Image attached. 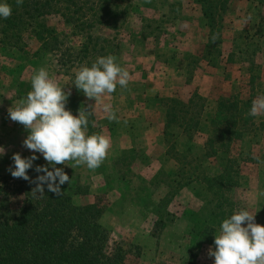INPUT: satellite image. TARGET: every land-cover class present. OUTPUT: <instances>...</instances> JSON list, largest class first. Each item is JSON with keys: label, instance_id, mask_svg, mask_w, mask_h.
Segmentation results:
<instances>
[{"label": "rangeland", "instance_id": "374dc122", "mask_svg": "<svg viewBox=\"0 0 264 264\" xmlns=\"http://www.w3.org/2000/svg\"><path fill=\"white\" fill-rule=\"evenodd\" d=\"M249 1L229 0L220 34L221 51L217 53L213 50L210 56H207L205 46L207 37L203 36L202 30L196 32L199 38L193 42L191 53L188 52L190 42L184 43V37H191L193 27L191 24H186L184 19L182 20L185 17L182 16L191 15L192 11L196 10V5L199 8L198 0H125L124 2L129 4V12L113 33L112 30L104 33L109 36L105 50L102 54L90 53L83 59L79 58L77 51L85 36L80 33L65 32V29L69 28L56 14L47 15L46 20L48 23H55L65 33L60 34L61 45L58 49L46 51L35 63L31 59L24 60L23 56L29 57L36 46L31 37L30 26L23 32V43L26 47L24 49L29 52H23L18 48L20 46H13L10 49L14 51V57L8 56L3 50V47L9 46L3 34L5 23L4 19L0 18V147L5 149V154L0 155V174L11 175L8 169L10 166L14 167L12 160L14 153L19 152L23 157L34 154L23 146V141L29 132L23 125L9 118L8 109L26 98L27 93L31 91V77L41 67L46 68L50 77L54 78L66 92L70 91L72 95H76L71 100L72 112L75 113L79 105L82 109L93 105L94 112L89 116L91 134L101 133L106 136L110 135V128H114L117 122L106 118L107 114L103 111L104 104L112 105L119 121L130 123V115L142 111L140 109L147 103L146 110L156 113L155 118L152 114L151 119L156 122L162 120L163 129L165 120L163 99L176 96L187 101L195 92L206 99L204 92L198 91L197 81L199 76L210 69V66L217 67L218 72L214 77L216 80L226 82L229 79L230 85L225 84V89L219 95L240 93L244 97L250 96L252 101L258 95H264V5L251 7ZM202 27L205 28L204 22ZM99 28L95 30L100 32ZM104 29L108 28H102L103 31ZM107 55L115 56L117 63L128 70L130 81L127 88L117 86L115 92L110 95L105 94L100 101L95 102L94 98H87L76 88L75 73L82 66H91L98 57ZM142 83L145 85L147 83L148 88L142 89L144 85ZM141 101L146 102L141 103ZM126 115H129L128 118H124ZM262 117L256 118L259 123L261 122L259 134L252 141L249 133L244 141L251 139L252 155L264 161V119L260 120ZM196 140L201 143L202 137L198 136ZM183 145L179 144L178 147L182 149ZM164 146H166L165 140ZM241 147L240 149L246 150V146ZM238 149L239 146L235 148L236 151H240ZM243 150L241 151L244 152ZM123 151L126 155L124 160L119 162L120 173L126 174L124 179L132 181V186H141L145 183L142 181L143 176L135 172L136 167L133 169L129 165L130 161L132 164L136 162L135 160L140 162L139 158L143 162L141 156L147 158L148 154L143 152L139 156L137 152L136 155L129 147L120 153ZM37 154L39 153H35ZM162 160H171V162L165 163L167 166L162 167L153 178L154 184L150 187L152 191L148 196V203L137 205L129 200V198L133 200V196H130L132 193L120 188L117 184L119 181L114 182V185L125 191L123 194L125 199H122V194L119 196L116 188H114L115 192L99 191L98 185L101 179L95 178L86 165L76 168L65 165L68 175L78 178L82 184L83 194L77 198L78 201L97 199L99 203H104L106 209L100 216V221L111 228L114 237L140 245L141 264L187 262L191 222L183 216L188 206L197 208L200 204L199 198L193 195L192 190L182 189L178 193L180 188L176 189L177 187L174 195H169L167 200H163L165 195H162L170 189L169 182L172 179L168 167L174 165L172 160L175 159L169 158L165 153L164 156L162 155ZM213 163L214 161L208 163V160L203 162L208 166H212ZM244 163L245 161L241 164L242 172L247 178L250 175L252 180L249 185H240L233 192L236 212L249 210L254 214L259 210L256 205L259 192L256 188L254 166L244 167ZM257 219L255 216L256 223L261 224ZM260 219L262 220V217ZM262 223L264 224V219ZM214 241L197 249L196 264H214V256H209V249L215 247Z\"/></svg>", "mask_w": 264, "mask_h": 264}, {"label": "trees", "instance_id": "16d2710c", "mask_svg": "<svg viewBox=\"0 0 264 264\" xmlns=\"http://www.w3.org/2000/svg\"><path fill=\"white\" fill-rule=\"evenodd\" d=\"M124 1L23 0V4L17 6L16 0H8L13 11L9 18L4 19L3 34L9 46L3 47V50L11 57L15 54L10 49L13 46H20L19 49L28 53L24 49L23 32L30 26L36 46L29 57L23 56L24 60L31 59L35 63L46 51L58 49L60 34L65 33L55 23L46 20L47 15L56 14L69 28L65 32L85 36L77 51L80 59L90 53L102 54L109 39L104 33L111 30L113 33L129 12V4ZM256 1L264 5V0ZM198 2L201 18L207 27V56L213 50L220 53V34L229 0ZM39 17L43 19L38 20ZM97 27H100V32L95 30ZM102 28L108 29L103 31ZM251 103L250 96L244 97L240 93L219 95L211 107L197 92L187 101L176 96L163 99L165 120L162 133L166 153L178 163L176 170L170 173V189L163 200L174 195L176 187L178 189L190 183L194 195L200 200L197 208L188 207L184 212V217L192 226L189 257L186 263L179 264H196L197 249L211 244L219 233L222 221L236 212L233 192L246 182L241 164L257 159L251 153L250 141L259 134L261 122L248 115ZM172 127L176 129L171 130ZM88 128L91 129V126L88 125ZM249 133L252 138L244 141ZM198 136L202 137L201 143L196 140ZM179 144H184V147L180 149ZM238 146L239 149L246 146V150L236 151ZM125 155L123 151L112 158V166L103 162L96 169L104 176V184L99 191L115 192L116 188L119 196L123 195L125 191L114 185L119 181L120 188L132 193L131 202L147 204L153 178L143 179L145 183L141 186H132V181L125 180L126 174L120 173L118 167ZM37 157L28 170L33 180L43 174L37 173L35 167L48 164L42 154H37ZM207 160L208 163L214 161L213 165H204ZM48 167L51 170L52 166ZM56 167L63 168L68 174L65 165ZM69 177L71 183L61 185L62 196L49 192L45 184V193L40 197L32 194L35 183L0 174V264H141L140 245L114 237L111 228L99 219L106 205L97 199L79 202L77 198L83 194L82 184L78 178ZM122 197L125 199V195Z\"/></svg>", "mask_w": 264, "mask_h": 264}, {"label": "clouds", "instance_id": "9594fccd", "mask_svg": "<svg viewBox=\"0 0 264 264\" xmlns=\"http://www.w3.org/2000/svg\"><path fill=\"white\" fill-rule=\"evenodd\" d=\"M16 4L21 6L23 0H16ZM12 11L8 0H0V18H9ZM129 81L128 70L117 63L115 56L107 55L98 57L91 66H82L75 73L74 84L87 98H94L97 102L105 94L115 92L117 86L127 88ZM70 94L50 77L46 68L41 67L31 77V91L26 98L8 109L9 118L29 132L23 146L34 153L30 157L14 153V167L10 166L8 170L13 178L36 184L32 189L33 196L42 197L45 184L49 192L62 196L61 185L71 181L63 168L56 165H70L73 168L86 165L88 169L96 170L107 159L111 148L110 137L88 133L93 105H88L87 109L81 108L79 114L74 115L66 108ZM103 111L109 121L119 122L111 104H104ZM248 115L264 116V95L253 99ZM37 152L43 155L48 164L35 167L37 173L43 174L33 180L28 170L38 159L35 155ZM4 154L5 149L0 147V155ZM48 165L52 166L51 170ZM255 214L240 210L222 221L219 233L215 235V247L209 249V256L215 258L214 264H264V225L256 223Z\"/></svg>", "mask_w": 264, "mask_h": 264}, {"label": "crops", "instance_id": "0c3cea01", "mask_svg": "<svg viewBox=\"0 0 264 264\" xmlns=\"http://www.w3.org/2000/svg\"><path fill=\"white\" fill-rule=\"evenodd\" d=\"M187 3V2H186ZM193 4V2H191ZM249 3L251 4V7H256L262 6L260 5L256 0H250ZM196 10L192 11L193 13L191 15H184L182 17V20L187 24H191V27H193V32L191 37H184V43L188 44V51L189 53L192 52V46L194 45L193 42L197 40L196 32L201 31L204 32L205 38L207 37L206 35V28H203V21L201 22V10L200 7L198 8L196 5ZM187 17V18H186ZM180 21V19H179ZM203 38V37H202ZM188 42V43H187ZM187 47V46H186ZM208 72V73H207ZM206 73H203L202 76H199L197 85H198V91L204 92L203 94L206 97V104H209L210 107L215 103L217 98L219 97V94L225 89V84H229V79L224 82H220L219 80H216L215 74L218 72L217 67L215 66H210V69ZM144 84V85H143ZM142 89H147V83H142ZM76 97V95L70 94L68 97V102L66 104V108L69 110H72V105H71V100ZM145 99V97H144ZM144 103L146 101H141V103ZM147 104V103H145ZM144 104V107L139 111V113H133L130 115V123H125L123 121H119L116 123L114 128H110L109 133L110 135L108 137L111 138V148L109 150L107 159L104 161L108 166H112V158L116 157L122 150H125L126 148H131L133 153L138 152V155L141 156L143 152H146L148 154L147 158H144L141 156L143 159L141 162V159L139 158L140 162H137L135 160V163H131L130 161V167L134 169L136 167L135 172L137 174H141L144 179L150 180L154 178L159 170L162 167H166L171 160H162V155L166 153V146H164V139H163V133H162V120H158V122L154 121L151 119L152 114L155 118V112L153 111L152 113L147 111ZM142 106H140L141 108ZM81 107L79 105L78 108H76L75 113L72 112L74 115H78ZM129 115H126L124 118H128ZM153 118V117H152ZM257 117H255L256 119ZM264 119V116L260 119L262 121ZM258 122V120L256 119ZM88 133L91 134V130L88 128ZM142 148V150L140 149ZM264 160V159H263ZM138 163V164H137ZM167 163V164H165ZM172 163L174 164L171 167H168L169 173L173 172L177 168V161L172 160ZM247 166H254V172H255V180H256V188L259 192L258 198H257V206L259 210L255 212V216H257V220H260L261 224L264 225L263 219H264V161L261 159L257 158L255 160H246L244 163V167ZM89 171L94 175L95 178H100L101 182L99 183L98 187L104 184V176L102 173L97 172L96 170H90ZM249 178H245L244 180L246 181L242 186L244 185H249L251 182L250 175H248ZM182 189H188L189 191H193L194 195V190L192 188V183L186 184L185 186H182L179 189V192H181ZM99 190V188H98ZM168 191V190H167ZM163 194L162 196H164ZM188 206V205H186ZM189 207V206H188ZM187 207V208H188ZM195 208V207H191ZM184 217V216H183ZM262 217V220L260 219ZM189 221V220H188ZM192 226V223H191Z\"/></svg>", "mask_w": 264, "mask_h": 264}]
</instances>
